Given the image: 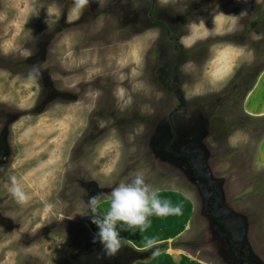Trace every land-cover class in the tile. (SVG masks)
<instances>
[{"label":"rangeland","instance_id":"rangeland-1","mask_svg":"<svg viewBox=\"0 0 264 264\" xmlns=\"http://www.w3.org/2000/svg\"><path fill=\"white\" fill-rule=\"evenodd\" d=\"M93 1L100 11L87 25L74 24L71 2L64 15L66 0H0V134L6 136L0 160L11 152L0 174V214L9 220L8 226L0 222V264H65L68 243L94 239L99 231L87 207L89 190L102 194L99 211L106 212L113 188L129 183L138 172L161 202L181 213L153 214L143 232L117 226L121 237L137 247L146 248L149 239L155 245L166 243L152 258L134 264H240L233 250L242 252L247 244L264 264V39H251L252 33L264 34V0H216L209 12L196 17L211 29L217 5L227 15L247 10L234 34L196 43L208 40L209 56L201 62L188 59L194 68L190 74L181 71L178 80L170 70L164 72L172 61L161 57L159 48L162 42L186 49L171 39L169 26L154 25L132 35L133 29L116 25L112 11L104 10L110 0ZM187 2L169 0L165 6ZM47 12L52 13L48 25ZM153 30L159 32L155 40ZM229 44L244 47L246 54L234 60L226 52L221 65L231 71L213 85L205 72ZM25 53L33 56L28 59ZM255 66L259 70L250 80V93L236 99L234 82H229L247 78ZM185 83L190 88L200 83L201 93L186 99ZM119 89L124 90L122 98ZM212 108L214 113H208ZM192 113L218 118L231 130L228 146L209 142L213 151L205 163L212 179L223 185L220 205L246 220L245 233L237 228L240 221L226 220L232 226L227 228L204 211L196 192L198 173H189L186 166H191L190 158L182 159V175L169 166L170 159L162 162L159 151L173 139L174 126ZM212 123L215 129L220 126ZM13 181L26 203H18L9 191ZM228 229L238 231L239 240ZM196 236L206 243L199 245Z\"/></svg>","mask_w":264,"mask_h":264},{"label":"flooded vegetation","instance_id":"flooded-vegetation-1","mask_svg":"<svg viewBox=\"0 0 264 264\" xmlns=\"http://www.w3.org/2000/svg\"><path fill=\"white\" fill-rule=\"evenodd\" d=\"M72 0H66L65 2V10L64 15L67 14L69 11V8L71 7ZM216 0H188L187 4H179L177 3L175 7H167L165 5L159 4L158 0H110L109 4L104 9L105 11H112V13L115 15V21L116 25L129 28L130 31H138L139 32H130L132 35H137L144 33L146 31L152 30L155 26L154 25H165L169 26L168 33L171 34L174 32L171 39L176 38V42H180V37L184 35V33L187 31L186 25L189 21L195 20L196 17L204 16L207 12L210 11L212 3L214 4ZM209 3V4H208ZM114 4V5H113ZM203 4V5H202ZM177 7H179L181 10H177ZM184 8V11H182ZM176 9V10H175ZM120 10V12H119ZM100 11L98 9V3L90 0L89 6L84 10L83 14L79 16V18H75L73 20L74 24L80 23L83 21H86V24H92L94 23V19L96 18L95 15ZM180 11V12H178ZM182 11V12H181ZM121 15V16H120ZM259 17V15H258ZM89 19H92V21L87 22ZM161 19H165L164 22H161ZM163 21V20H162ZM254 24H256V21H253ZM259 24V22H257ZM173 28H171L170 27ZM162 26V25H161ZM256 28V27H255ZM162 29V28H161ZM175 29V30H174ZM259 29V26L256 28ZM164 30V29H162ZM57 31V29H55ZM259 31V30H258ZM130 34L128 37H130ZM172 35V34H171ZM127 38V36H125ZM159 48H161V57H167V59L171 60L172 62L168 63L167 66L170 64V67H164L166 70H170V76H174V80H178L182 77L181 75V66L188 61L190 58L196 57L197 62H201L203 60H206L209 56V50H210V43L208 40L206 42H199L198 44L193 46L192 51H196L195 54L190 53V49H182L181 47L174 45H164V43H159ZM157 53L160 54L159 49H155ZM196 55H199L200 58H197ZM30 55L27 57L28 59L31 58ZM166 59V60H167ZM176 65V66H175ZM259 67H254L251 69L248 73V77H244L243 79L237 81H231L229 82V85H231L232 82H234V90L236 94V99L238 97L243 98L244 95L247 93V89L250 83L251 78L255 75L256 72H258ZM53 95V94H52ZM50 95V96H52ZM51 98V97H50ZM184 103H182L183 105ZM192 105L194 107L200 108L201 104H197L196 102H190L189 105ZM209 110V108H208ZM214 113L213 108L208 111V113ZM205 112H202V115H206ZM196 113H192L193 117L189 118L183 122L180 123V125L174 126V129L171 131L170 136L173 138L170 140L168 147H166L164 150L159 151L161 154V159L163 163H166L169 159L172 161V163L167 162L170 167L176 166L175 170L178 171L180 175H182V170L185 165H182V159L184 157L195 159L194 162H197L200 159H208L211 155V151H213L211 144L209 142L213 141L218 144V147H225L228 146L227 140L230 136L231 130L227 128V126L223 123L224 121L218 119V118H210V120L207 118H195L194 115ZM218 121L220 122V126L218 129H215L212 122ZM8 134V133H7ZM6 134V135H7ZM3 132L0 134V151L5 148L4 139H3ZM177 142V144H176ZM8 146V144L6 143ZM230 148V147H229ZM3 152V151H2ZM5 155L0 160V174L2 173V170L6 168L4 164L8 163L9 155ZM189 169V173L196 174L198 173V179L202 180L201 184H199L196 189V192H199L198 200L200 204L202 205L204 211L209 215V217H212L213 221H218L219 223H222L223 219H221L223 215L222 206L220 205V198H219V192H218V184L215 183H208L206 182V179H204L203 176H201L202 168L197 164L195 167V164H191L189 167L186 165ZM93 183V181H92ZM222 189L223 185L221 184ZM98 190L97 192H99ZM102 192V191H100ZM89 193L94 196L96 192L93 190H89ZM97 195V194H96ZM204 197V200L202 197ZM204 201V202H203ZM206 201V204H205ZM227 208V206H224ZM229 207V206H228ZM230 208V207H229ZM227 208V209H229ZM6 216L3 214H0V222L3 223L4 226H8L5 224V222L9 221L8 218H5ZM245 222L246 220H242ZM236 224V223H235ZM234 224V225H235ZM235 227V226H233ZM247 227V225H246ZM230 230V229H228ZM226 232V230L224 229ZM231 235L233 237H236L239 240L238 231L230 230ZM96 235V234H94ZM204 237V235H203ZM197 241L200 244H205V238L201 242L198 238ZM87 240V239H86ZM94 239H90L86 242L82 240L81 242L78 241H72V243H68L64 249L65 253V264H128L132 257L135 256L136 252H143L145 251L144 247H137L129 241L130 243L128 246L122 247L120 252L118 253L119 259L114 261L109 260H103V259H97L98 254H102L101 248L102 245L99 243V240L97 239L96 243H93ZM249 246H245L243 248V252L238 251L237 249H234V256L238 257V260L242 259L241 264H254L249 256ZM252 250V249H251ZM253 252V251H252ZM178 253V252H177ZM156 252H153L150 257H146L145 259L152 258ZM179 256V253L178 255ZM144 259V260H145ZM232 259V258H231ZM142 260V259H139ZM136 260L135 262L139 261ZM60 264H63L60 262Z\"/></svg>","mask_w":264,"mask_h":264},{"label":"clouds","instance_id":"clouds-1","mask_svg":"<svg viewBox=\"0 0 264 264\" xmlns=\"http://www.w3.org/2000/svg\"><path fill=\"white\" fill-rule=\"evenodd\" d=\"M161 5H167L169 0H159ZM240 2V0H237ZM247 3V0H243ZM259 3L260 0H257ZM90 0H72V10L76 13L77 18L83 14L84 10L89 6ZM219 5L213 9V27L209 29L203 18L189 21L186 25L187 34L180 37V44L188 49L193 47L198 41L206 40L210 36L214 35H228L234 34L238 28V19L241 16L247 15V10H243L239 15H227L222 11H219ZM52 15L51 12H47V17L45 23L48 25L49 16ZM229 20L231 23L224 25L219 23L223 20ZM59 16L56 21L58 23ZM159 35L158 30H153L151 33L152 39L155 40ZM251 39L253 41H260L264 39V34H251ZM7 52V49H5ZM230 52L232 58L239 59L246 54L244 47H236L229 44L227 48L220 52L216 59L211 62V68L209 71L205 72V76L209 77L210 83L215 85L218 81L225 78L231 71V67L227 64L221 65V61L224 60L225 53ZM26 55H31V53H25ZM247 55L251 57V52ZM194 65L192 62H187L181 66V71L190 74L193 70ZM182 90L185 92V98L191 99L193 96L201 93L202 85L196 83L189 86L185 83L181 85ZM100 93L96 92L95 96H99ZM124 95V90L119 89V96L122 98ZM158 96H162L163 93H158ZM126 103H130L126 102ZM111 169H109V172ZM11 194L17 198L18 203H26L27 197L19 190L16 186L15 181H13V187L9 189ZM102 194H97L91 196L87 202V207L89 209V214L92 217V223L97 226L99 231L96 233V238H94L93 243L99 240L102 245V254L97 255V259H102L104 257L114 258L124 246H128L130 243L128 239L122 238L120 231H118L117 226L119 224L126 225L128 229H140L141 232L144 231L147 225V218L153 214L155 215H171L180 214L181 209L179 207H173L167 202H161L157 197L156 190L146 183L145 176L142 172L136 173L129 183L120 184L119 186L113 188L110 194V207L106 212L99 211V205L101 202ZM72 217H69L71 219ZM155 245L154 240H147L145 247L153 248Z\"/></svg>","mask_w":264,"mask_h":264},{"label":"water","instance_id":"water-1","mask_svg":"<svg viewBox=\"0 0 264 264\" xmlns=\"http://www.w3.org/2000/svg\"><path fill=\"white\" fill-rule=\"evenodd\" d=\"M263 140H264V139H263ZM263 140L260 141L259 145L262 143ZM194 160H195V159H191V164H195V167H196V165L198 164V165L200 166V168H202L201 170H203V171H202V172H203V177H204V179H206V182L208 181V183H210V184H211V183L218 184V189H217V190L221 192L222 186H221L220 183H218L217 179H215V178L212 179V176H211V169H210V167L205 163V162H206V159H204V160H203V159H200V160H198L197 162H194ZM200 181L202 182V180H200ZM201 182H200V183H201ZM219 198H220V196H219ZM227 210H228V209L225 208V207H224V209L222 208L223 215H222V217H221V219H223V222H224L225 224H227V228H232V226L229 225V224L227 223L226 220L230 219V220H234V221H240V222L237 224V228H239V230H242L243 233H245V230H246V224H243V223H242V218H241L240 216L235 215V214H231V213H230L229 211H227ZM243 222H244V221H243ZM238 225H239V227H238ZM230 230L233 231V229H230ZM243 235H244V234H243ZM244 240H245V238H244ZM245 243L247 244V242H245ZM165 245H166V243H165V244L154 245L153 248L145 249V251H143V252H136L135 256L132 257L131 261H130L128 264H132L134 261L139 260V259H145L146 257H150V255H151L153 252L159 251L158 249H163L164 247H166ZM247 245H248V244H247ZM247 245H246V246H247ZM248 248H249V247H248ZM249 250H250V248H249ZM233 252H234V250H233ZM242 253H244V252L242 251ZM249 254H250L249 256H250L251 260L253 261V263H254V264H259V262H258L256 259H254V256L251 254V251H250ZM102 259H103V260L114 261V260L119 259V255L117 254L114 258H107V257H104V258H102ZM241 262H242V259L239 261V263L241 264Z\"/></svg>","mask_w":264,"mask_h":264},{"label":"crops","instance_id":"crops-1","mask_svg":"<svg viewBox=\"0 0 264 264\" xmlns=\"http://www.w3.org/2000/svg\"><path fill=\"white\" fill-rule=\"evenodd\" d=\"M253 89V88H252ZM250 93V91L247 93V95ZM247 99V98H246ZM260 143V142H259Z\"/></svg>","mask_w":264,"mask_h":264}]
</instances>
